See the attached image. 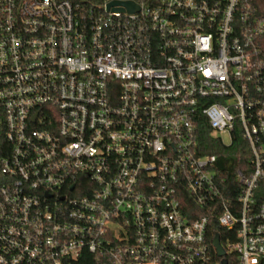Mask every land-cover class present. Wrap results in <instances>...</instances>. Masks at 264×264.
Here are the masks:
<instances>
[{
  "label": "built area",
  "instance_id": "built-area-1",
  "mask_svg": "<svg viewBox=\"0 0 264 264\" xmlns=\"http://www.w3.org/2000/svg\"><path fill=\"white\" fill-rule=\"evenodd\" d=\"M260 1L0 0V264H264Z\"/></svg>",
  "mask_w": 264,
  "mask_h": 264
},
{
  "label": "trees",
  "instance_id": "trees-1",
  "mask_svg": "<svg viewBox=\"0 0 264 264\" xmlns=\"http://www.w3.org/2000/svg\"><path fill=\"white\" fill-rule=\"evenodd\" d=\"M260 2L263 4L261 13L264 14V0ZM201 146L203 152L216 154V175L218 179L224 180L225 183L232 181L234 171L246 165L247 158H249L247 155L248 145L240 136L238 137L237 133L234 135L232 143L224 146L214 136H210V132L207 130L201 135ZM216 232L223 239L222 233L219 230H216Z\"/></svg>",
  "mask_w": 264,
  "mask_h": 264
},
{
  "label": "water",
  "instance_id": "water-1",
  "mask_svg": "<svg viewBox=\"0 0 264 264\" xmlns=\"http://www.w3.org/2000/svg\"><path fill=\"white\" fill-rule=\"evenodd\" d=\"M129 5H130V4H129ZM214 245H215V247H216V249H217V251H218V255H219V256H224V255H225V251H224V249H222V247H221V245H220V241H219V236H218V235L215 236V238H214ZM222 263H223V264H226V260L223 259V260H222Z\"/></svg>",
  "mask_w": 264,
  "mask_h": 264
},
{
  "label": "rangeland",
  "instance_id": "rangeland-1",
  "mask_svg": "<svg viewBox=\"0 0 264 264\" xmlns=\"http://www.w3.org/2000/svg\"><path fill=\"white\" fill-rule=\"evenodd\" d=\"M225 141H227V137H225Z\"/></svg>",
  "mask_w": 264,
  "mask_h": 264
}]
</instances>
